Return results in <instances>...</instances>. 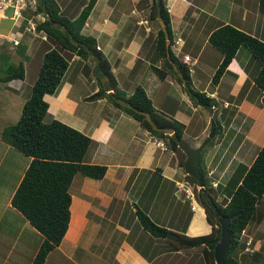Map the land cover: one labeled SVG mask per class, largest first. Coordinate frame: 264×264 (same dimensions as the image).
Wrapping results in <instances>:
<instances>
[{"label":"crops","instance_id":"obj_1","mask_svg":"<svg viewBox=\"0 0 264 264\" xmlns=\"http://www.w3.org/2000/svg\"><path fill=\"white\" fill-rule=\"evenodd\" d=\"M88 1L59 0V3L62 12L67 17L74 18ZM153 2L154 0H97L82 33L96 39L98 50L109 61L121 92L130 96L134 92L127 91L130 86L135 87L137 84L143 86L156 110L183 122L186 130L193 128L196 140L206 134L207 129L210 130L213 121L215 126L217 125L214 116L217 113L216 108L221 107L218 120L224 123L223 138L226 142L224 145L223 142L214 140L213 149L205 150L203 169L206 176L211 178L212 187L222 191L224 188L230 190L240 170L244 165L249 167L255 156L256 150L243 148L247 145L253 148V143L264 137L263 94L253 79L257 68L256 62L251 54H247L248 52H244L242 48L220 80L217 83L212 82L223 55L208 43V38L217 27L230 23L264 40V13L260 10L259 0H164L171 19V49L180 48L177 53L172 49L177 61L184 65L191 87L196 91L205 92L217 102V105L210 107L211 119L205 117L203 113H198L201 105L195 104L191 94L171 72L162 79L153 69L155 66L168 70L163 59L157 57L158 26L151 14ZM178 38L181 40L176 44ZM20 46H25L26 52L31 49V45L26 46L24 42ZM19 55L23 57L21 53ZM184 55H189L194 65L190 67L183 61ZM79 63L82 64L83 78H89L95 86L90 95L87 94L83 100L89 99L88 97L101 86L98 76L91 74L90 71V66L93 67L94 62L73 55L71 67L58 91L45 96L50 104V112L53 109L48 96L55 104L53 118L62 121L66 105L69 101L75 102L74 98L70 99L74 86L70 89H67V86L73 75L81 73L77 67ZM84 80L87 82V79ZM23 82L26 84V81L21 79L9 82L0 80V87L11 89L21 95L25 88ZM110 85V83L105 85V91L113 94L115 90ZM171 91L177 92L181 105ZM95 100L88 102L100 104L107 112L100 121L91 124L88 120L80 121L79 117H69L65 122L93 139L91 146L94 149L90 150V146L85 161L106 165V175L103 179L84 176L79 194L74 197L72 195L68 231L60 245L49 253L48 258H53L55 253H62L64 258L73 264H169L175 258L177 260L182 258L180 264H203L202 248L173 251L163 240L155 237L144 238V235L149 234L145 232L143 234V229L132 236V227L130 228L128 224L138 220L135 212L137 205L142 203L144 208L141 209L148 210L151 219H154L152 214L154 207L157 205L163 207L155 196H151L153 193L147 195L152 184L169 188L164 191L157 189L156 192H163L171 204L179 200L180 205V201L184 200L189 203L192 210L185 232L177 229L183 225L184 214H180L179 217L182 222L173 223L169 219L170 215L163 220V225L189 237L208 234L212 226L206 218L204 208L197 200L186 199L181 193L179 184L184 182L187 172L184 166L179 164L176 152L169 149L167 140L153 135L107 97ZM155 100H159L157 104ZM9 114L8 112L6 116ZM244 125H248L247 128ZM208 133L206 136H209ZM238 135L242 137L235 147ZM263 144L264 139L261 146ZM13 149L14 147L0 137V195L9 192L0 213V220L5 218V214L9 215L4 224L3 220L0 223V245H3L0 250H4V254L9 253V257H3L0 264H10L12 260L11 264H27L20 256L26 247L30 246L33 234L39 231L12 206L11 199L32 158L28 156L25 158ZM157 174L158 178H154ZM224 196H226L224 193H220L219 200ZM131 212L134 214L132 221L128 217ZM3 226L4 232L1 229ZM261 227V231L255 229L257 232L250 235L245 231L241 240L255 241L258 248L257 250L254 248V254L264 258V226ZM130 237L137 239L135 238V242L132 243ZM42 241L43 239L40 242ZM160 242L165 245L164 250L160 249ZM40 244L33 242V251L29 258H34ZM99 248L100 252L97 253L95 249ZM244 255L243 258H246L250 254L245 252ZM45 264H48V260ZM176 264L179 263L176 261Z\"/></svg>","mask_w":264,"mask_h":264},{"label":"trees","instance_id":"obj_2","mask_svg":"<svg viewBox=\"0 0 264 264\" xmlns=\"http://www.w3.org/2000/svg\"><path fill=\"white\" fill-rule=\"evenodd\" d=\"M96 2L97 0H89L76 17L70 18L62 12L59 0H39L34 14L41 13L46 16L45 21L38 24V29L47 33V40H43L47 49L43 48V45L36 49L34 59L38 60V56H40L42 60L40 59V66L31 86L30 96L24 102L19 119L16 123L4 127L0 132V137L4 142L32 158L11 199L12 206L43 235V241L32 264H45L49 253L60 245L68 231L72 204L70 187L75 175L81 173L83 176L92 179H103L107 171L106 165L85 161L86 154L94 142L89 135L57 118H52L48 122L44 120L49 114L50 107L45 96L58 91L71 67L70 62L73 55L85 60L91 59L102 77L105 76L103 81L98 75L101 86L88 97L89 99L107 97L116 107L137 120L153 135L167 140L169 148L178 155L179 164L182 167L186 160V154L178 146L173 136L155 130L144 114L124 106L116 100L118 97L128 100L137 109L149 112L157 125L172 127L176 130L177 135L183 138L186 125L166 113L158 112L143 87L137 86L130 96L121 92L111 71L109 61L98 50L96 39L82 33ZM259 7L264 13V0H259ZM160 10L161 17L167 26L169 42L159 23L158 3L157 0H154L151 14L158 26L157 47L159 50L157 57L163 59L165 68L168 70L165 71L153 66L154 71L162 79L171 72L183 88L189 90L195 104L207 108L217 105L216 100L207 96L205 92L196 91L191 87L190 78L184 65L177 61V57L171 49V19L164 0H161ZM56 23L60 25L57 26ZM51 43L54 46H50ZM208 43L223 55L222 61L213 76V83L220 80L241 48H246L249 51L257 65L253 79L263 94L262 106H264V40L228 23L213 30L208 38ZM8 44L7 42L0 43L3 48H6ZM20 45L9 48L19 50L18 48L21 47L18 52L24 58L18 63L7 65L5 75L0 77L2 82L26 79L27 73L24 63L26 57L29 56L26 55V47ZM107 83L113 86L115 90L113 94L105 91ZM216 132L217 125L215 126V135L208 144L214 142ZM255 150V156L250 162V166L244 165L230 190L224 188L222 191L212 187L211 178L206 176L202 165L200 166L203 187H199L195 177L186 173V180L193 186L195 199L204 208L206 218L212 226L210 233L195 237L185 236L176 230L152 221L148 214L138 207L135 212L144 230L149 231L153 237L165 241L173 251L202 248L204 257L202 263L216 264L213 249L220 238V224L217 219L220 211L223 215L231 218L232 243L225 264H246L243 257L248 240L242 241L241 237L248 228L264 196V144ZM220 193L226 195L222 200H219ZM188 204L187 202L185 213L182 215L184 217L183 225L177 228L182 229L183 232H185L192 216V210ZM254 251L246 253L251 255L254 254Z\"/></svg>","mask_w":264,"mask_h":264},{"label":"rangeland","instance_id":"obj_3","mask_svg":"<svg viewBox=\"0 0 264 264\" xmlns=\"http://www.w3.org/2000/svg\"><path fill=\"white\" fill-rule=\"evenodd\" d=\"M10 25H11L10 21H8V20L3 21V29H4V31H7L10 28ZM44 42L45 41L41 40L40 38L35 39L34 41H32L30 38L26 37L25 40H24V43L26 44V46L29 45V44L31 45L30 46L31 49L28 50V52H26V55L29 56V57H26V61H25L26 70H27V74L26 75L27 76H26V79H25L26 84L23 82L25 84V86H24L25 88L23 89L24 93L22 92L21 95H18V93H15L11 89L0 87V110H1V112H0V115H1L0 131H2L3 128L6 127L7 125H11V124L16 123L17 120L20 117V114H21V111H22V105L26 101V99L30 96L31 86H32V83L34 82V79L37 76L38 67L40 66V62L42 60L40 56H38V58H39L38 60L37 59H33V55H34V58H35V56H36V50L35 49L40 47V43L43 45V48L47 49V46L46 45L44 46V44H43ZM50 46H54V44L51 43ZM9 47H11L9 44H8V46H6V48H3L0 45V77H3L5 75V72H6V69H7V65H9L10 63H18L20 60H22L24 58V57H21L19 55L18 50H13L12 48H9ZM172 49L175 50V52L177 53V51L180 48L172 47ZM242 50L244 52L245 51L248 52L247 54H249V51L246 48H242ZM77 67L80 69L81 73L73 75L72 79L69 80V83H68V86H67V89L68 88L70 89V88H72V86H74L72 88L73 91H72V93L70 95V99L74 98L75 102L74 101H72V102L69 101L68 105H66V107L64 109L65 115H64V119L62 121L65 122L67 120V118H69V117H79L80 121L88 120L92 124V123L98 122L102 118H104L106 116L107 112L100 104H97L96 102H94V103H89L88 102V101H91V102L96 101L95 98L94 99H87L86 101L83 100V98L86 97L87 94L90 95V93L95 89V86L92 85L91 80L89 78H83L82 70H81L82 69V64L79 63V65ZM90 67H91V70H90L91 74H95V76L99 75L100 78L105 79V76L102 77V75L95 68V63L93 65V67H92V65ZM84 79H87V82ZM137 86H141V85L137 84ZM137 86L136 85H135V87L134 86L133 87L130 86L127 91L128 92H132V91H134L137 88ZM141 87H143V86H141ZM187 91L189 92L188 89H187ZM171 94L178 100L179 103L181 102L180 101V97L178 96L177 92L173 93L171 91ZM48 99L51 101L52 109L54 110L55 104L52 102L53 100L50 98V96H48ZM96 99H98V98H96ZM155 101H156L155 104H157L159 100L158 101L155 100ZM180 105H181V103H180ZM53 110L51 112L49 111V114L45 117L44 120L46 122L50 121V119L53 118V116H52ZM200 110H199L198 113H200V114L203 113L204 116L208 117L209 119L212 118V117H210V115H211L210 107L207 108V107L201 105V109ZM220 111H221V107L218 106L216 108V112H217L216 116H214L216 124H217V132H216V139L215 140H216V142H219V143L223 142L222 144L225 145L226 139L223 138L224 135H225V130H224L225 126H224V123H221L218 120V118L220 116V114H219ZM8 112L10 114L7 117L6 114ZM190 115H191V117L193 116V114H190ZM241 115H243V114H241ZM197 116H198V114L196 115L195 118H197ZM73 119H77V118H73ZM76 121H78V120H76ZM247 126L248 125H244V127H246V128H247ZM211 129H212V123H211L210 130L207 129L206 130V134L201 135L200 139L196 140V138H195L196 134L193 131L194 129L193 128H189V129H187L185 131L184 136H183L182 139L185 140L191 147L197 148L200 144H202L208 138V136H206L207 133L209 132L208 135L211 134ZM245 129H244V131H245ZM241 137H242V135H238V139H235V140H237L236 144H235V147L240 143V141H241L240 138ZM263 139H264V137L263 138H259V141H256L254 143L252 142L254 144L253 148H251L250 145H247L243 149H245V150H255L256 148H259L261 146V141ZM227 141H228V139H227ZM212 145H213V143L212 144H208L207 147L205 146L206 148L204 147V149H203L204 151L202 152V162H201L202 167L204 166V163H205V161H203V155L205 154V152L207 150H212L213 149ZM235 147L233 146V148H235ZM93 149H94V147L91 146L90 150H93ZM13 150L15 152L20 153L21 156L26 158V155L24 156L23 153L19 152L18 150L16 151L15 148ZM230 153H231V151H230ZM154 178H158V174ZM83 179H85V177L81 173L76 174V176L74 178V181L72 182L71 187H70V191H71L73 197L79 194L80 184L82 183ZM157 189L162 190V191L169 190V188H167L165 186L158 187L155 184H152L150 186V189L147 191V195L153 193V195H151V196H155L157 198V200H158V203H162V206L164 207L163 208V207H161L159 205L155 206L154 209L152 210V214L154 215V219L152 218L151 220L154 221V222L156 221V223H158L160 225H163V223H162V222H164L163 220H166L167 217L171 215L170 218H169L170 221H172L173 223L179 221L180 214H182V212H183V214L185 213L186 202L184 200H182V201H180V205H179L178 204L179 200H177L176 203H172L171 204L170 201H168L169 198L164 196L163 192H156ZM8 195H9L8 191L4 195H0L1 196V199H0V213H2V209H3V205L2 204H4L6 199H8ZM2 198H3V200H2ZM138 207L139 208H144V207H142V203L139 206L137 205V208ZM144 212H146V214H148L147 213L148 210H146ZM131 214L128 217H130L131 221H132L133 218H134V214L132 212H131ZM197 215H199V214H197ZM7 217H9V215L5 214V218L2 219L3 221L0 220V223L2 221L3 224H4L6 219H7ZM164 224H166V222ZM128 225H130V228L132 227V230H131L132 231V236H134L136 233L138 234L139 230L143 229V231H142L143 234H145V233L149 234V235H144V238L151 237L152 239H154V237L151 236V233L149 231H145L144 230V227L141 225L139 220L135 221L132 224L130 223ZM261 225L264 226V196H263L262 202L260 203V205H258V209L255 212L253 219L251 220L248 228L246 229V234L250 235V233H256L257 231L255 229H258L259 231H261L262 230L261 229L262 228ZM256 226H258V227H256ZM1 229L3 230L2 232H4V226L1 227ZM24 237H25V235H24ZM32 238L33 239H30V242H29L30 246L28 245L26 247L25 252L23 251V255L20 256V258L24 259V262L27 263V264H32V261L35 258V256H34V258H32V257L29 258V256L31 255V253L33 251L32 250L33 242H35V244H40L41 243L40 241L43 239V235L41 233H39V232L38 233L35 232V234H33ZM135 238L130 237L129 239L133 243L137 239V238L136 239ZM2 246L3 245H0V247H2ZM159 246H160V249L164 250L163 247L165 245H163V243L160 242ZM251 247L255 248L257 250L258 244L255 241H253ZM95 251L97 253H99L100 252V248L99 249H95ZM3 257H9V253H5L4 254V250H0V260H2ZM181 259L177 260L175 258L172 261H170L168 259V261H170L169 264H176V261L180 264V260ZM244 259L246 260V262H245L246 264H263V261H264V258H262L259 254L248 255ZM47 260H48V264H73V263L69 262L66 258H64V255L62 253H58V254L55 253L53 258L49 257ZM47 260H46V262H47ZM166 261H167V259H166ZM11 263H13V260L10 262V264Z\"/></svg>","mask_w":264,"mask_h":264},{"label":"built area","instance_id":"obj_4","mask_svg":"<svg viewBox=\"0 0 264 264\" xmlns=\"http://www.w3.org/2000/svg\"><path fill=\"white\" fill-rule=\"evenodd\" d=\"M39 0H0V43L7 42L12 47L22 44L26 37L32 41L40 38L47 40V33L38 29V24L44 22L46 16L39 13L34 14ZM10 21L11 25L7 31L3 29V21ZM181 38L175 42L179 43ZM183 61L187 62L191 67L194 61L189 55H184ZM181 193L186 199L194 197L193 186L188 180L179 184ZM251 240H248L245 252H253L250 246Z\"/></svg>","mask_w":264,"mask_h":264},{"label":"water","instance_id":"obj_5","mask_svg":"<svg viewBox=\"0 0 264 264\" xmlns=\"http://www.w3.org/2000/svg\"><path fill=\"white\" fill-rule=\"evenodd\" d=\"M158 3V19L159 23L162 27V29L165 32L166 39L169 42V35L167 31V26L164 21V19L161 17V0H157ZM57 26H59V23H56ZM176 68V67H175ZM177 69V68H176ZM185 80V78H183ZM110 87L113 89V87L110 85ZM116 100L129 108H132L136 110L137 112L144 114L148 121L152 124L153 128L157 131L167 133L176 140L178 143V146L183 150V152L186 154V160L184 162V169L186 170L187 174L195 177V179L198 181L199 187H203V178H202V171H201V164H200V155L204 147L210 142L211 138L214 137L215 134V123L212 122V129L211 134L208 136V138L200 144L197 148L191 147L185 140L180 138L176 130L172 127H162L157 125L154 120L152 119V116L149 112L139 110L132 103H130L128 100L123 99L121 97L116 98ZM217 219L220 224V238L216 242L214 246V258L216 264H225L226 256L230 250L231 247V233H230V225H231V218L223 215L220 211L218 212Z\"/></svg>","mask_w":264,"mask_h":264},{"label":"clouds","instance_id":"obj_6","mask_svg":"<svg viewBox=\"0 0 264 264\" xmlns=\"http://www.w3.org/2000/svg\"><path fill=\"white\" fill-rule=\"evenodd\" d=\"M214 122V121H213ZM186 180V179H185ZM194 193V192H193ZM195 198V196L194 197H192V198H189V199H194Z\"/></svg>","mask_w":264,"mask_h":264}]
</instances>
